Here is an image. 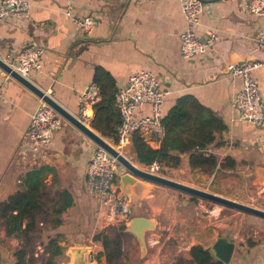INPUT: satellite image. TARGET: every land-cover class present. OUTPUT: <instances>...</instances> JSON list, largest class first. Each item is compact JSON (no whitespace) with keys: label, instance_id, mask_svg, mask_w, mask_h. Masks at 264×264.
I'll return each mask as SVG.
<instances>
[{"label":"crops","instance_id":"crops-1","mask_svg":"<svg viewBox=\"0 0 264 264\" xmlns=\"http://www.w3.org/2000/svg\"><path fill=\"white\" fill-rule=\"evenodd\" d=\"M29 3L28 12L22 17L0 23L1 59L8 61L27 45L40 46L42 67L29 80L74 116L78 114V95L102 71L114 79L116 87L124 85L135 72H152L166 92L162 113L178 96H194L224 121L227 127L224 144H210L207 150L218 156L212 172L190 169L184 157L170 178L264 210V119L257 126L238 119L232 98L240 82L224 72L230 62H261L253 77L264 104V51L257 43L264 36V12H251L245 0L203 4L196 35L203 38L213 30L218 39L205 54L185 59L180 54L185 18L176 0H29ZM68 6L73 16L96 17V27L89 34H82L65 14ZM40 100L0 69V202L22 186L23 172L42 164L50 166L53 171L45 182L52 183V192L59 187L72 192L73 206L78 210L73 222L81 226L79 218L84 223L88 218V231L77 232L72 246L89 247L91 258L103 249L93 235L113 218L90 189L96 201L88 215L74 193L81 182L87 185L85 165L96 144L63 118L47 148L34 154L26 152L20 147L21 138ZM150 113V104L144 103L135 108L134 118ZM147 143L159 147V141ZM226 156H230L232 166L224 167ZM125 172L118 170L116 185L120 191L119 177ZM145 184L149 189L139 197L134 214L154 218L157 228L145 233L146 251L144 256L140 255L139 264H165L169 259L165 248L168 242L173 244L174 252L185 253L196 244L208 249L219 236L234 243L228 264H264V219L239 211L242 213L239 228H234L236 222L222 214L224 206L209 201L213 206L206 207L204 203L208 200L176 190L172 194L166 186ZM6 241L11 250L19 247L17 239H6L0 220V264H13ZM90 258L87 264H106L103 257L99 263Z\"/></svg>","mask_w":264,"mask_h":264},{"label":"trees","instance_id":"trees-1","mask_svg":"<svg viewBox=\"0 0 264 264\" xmlns=\"http://www.w3.org/2000/svg\"><path fill=\"white\" fill-rule=\"evenodd\" d=\"M94 82L100 88V100L93 105L91 128L101 136L117 143V129L121 123L115 107L117 87L114 79L105 72L96 74ZM163 135L159 147H151L138 132L130 134L129 145L136 163L149 167L156 163L158 172L176 170L185 157L190 169L212 172L218 164V156L207 153L210 144H224L226 125L214 111L202 105L189 94L178 96L171 107L162 113ZM230 156L225 157L224 167L232 166ZM53 171L46 164L26 170L21 175L22 186L0 202V220L5 227L6 239H17L19 247L12 250L13 264H55L54 258L65 251L60 244L64 233L59 232L62 218L74 205L72 192L59 187L52 192V183L45 179ZM125 223L109 225L93 235L100 241L102 251L92 254L97 263L103 257L106 264H123L128 256L124 252ZM52 231L55 234H52ZM41 249V251H39ZM175 264H224L216 260L209 249L196 244L184 253Z\"/></svg>","mask_w":264,"mask_h":264},{"label":"built area","instance_id":"built-area-1","mask_svg":"<svg viewBox=\"0 0 264 264\" xmlns=\"http://www.w3.org/2000/svg\"><path fill=\"white\" fill-rule=\"evenodd\" d=\"M150 1V0H147ZM185 18V28L180 33V54L189 59L205 54L213 48L218 39L216 31L210 30L203 38L196 35L195 29L199 24V16L203 9L200 0H176ZM248 10L254 13L264 12V0H245ZM29 0H0V23L10 18H20L28 12ZM70 6L65 14L78 27L82 34H89L97 25L94 16L76 17L70 12ZM258 45L264 51V36L257 39ZM42 48L35 44L22 47L13 58L4 60L15 72L29 79L33 72L42 67ZM262 63L244 60L227 63L224 72L227 76L240 82L239 88L233 95L232 105L238 111V119L259 125L264 119V104L257 83L253 77L254 70ZM166 92L160 88L156 76L146 70L131 74L127 82L117 87L115 107L121 123L117 129V143L112 145L119 152L129 145L130 134L138 131L148 141H160L163 135L161 125L162 110ZM100 88L94 81L89 82L80 92L77 99L78 118L91 129L90 120L93 116V105L100 100ZM144 103L150 104L149 116L134 118V110ZM63 117L50 105L40 100L31 114L29 124L23 132L20 147L37 153L47 148L54 133L60 129ZM33 153V154H34ZM150 170L158 171V165L152 164ZM124 168L109 155L102 147L95 146L90 160L85 165L84 175L88 188L96 195L102 206L109 209L111 216L119 214L125 217L128 206L125 201L117 198L119 187L116 185L118 170Z\"/></svg>","mask_w":264,"mask_h":264},{"label":"water","instance_id":"water-1","mask_svg":"<svg viewBox=\"0 0 264 264\" xmlns=\"http://www.w3.org/2000/svg\"><path fill=\"white\" fill-rule=\"evenodd\" d=\"M203 4L215 2L218 0H200ZM0 69L10 77L18 81L43 102L54 108L65 120L87 136L97 146L102 147L109 155L114 157L118 163L127 171L119 177L120 188L123 191L121 201H125L127 196L130 199V192L133 191L135 197L132 198V204L129 206V221L125 224L124 232L132 234L139 243L140 255L144 256L146 251L145 233L155 228V220L145 216H137L134 214V207L139 201V197L145 193L149 186L145 182L166 186L173 190L195 196L197 198L211 201L215 204L232 208L246 214L254 215L264 219V210L237 202L235 200L219 196L217 194L186 185L162 175L143 170L136 166L130 159L126 158L121 152L115 149L100 134L84 125L76 116L70 114L62 108L57 102L51 99L42 90L38 89L29 79L24 78L15 72L3 59L0 58ZM89 247L87 246H70L68 252L70 254V264H87L89 261ZM212 256L224 264H228L233 250L234 243L227 237L219 236L214 243L208 248Z\"/></svg>","mask_w":264,"mask_h":264},{"label":"rangeland","instance_id":"rangeland-1","mask_svg":"<svg viewBox=\"0 0 264 264\" xmlns=\"http://www.w3.org/2000/svg\"><path fill=\"white\" fill-rule=\"evenodd\" d=\"M96 133H98V132H96ZM103 138L106 141H108L111 145H115V143H113L110 138H106V137H103ZM126 147H125L126 149L122 150V152H121L126 158L130 159L139 168L153 172L150 170V167L141 166L138 163H136L133 156H132L130 146H126ZM175 172H176V170H170V171H167L166 173H163V174L158 172V171H155L153 173H156V174H159V175H162L164 177L171 179L170 177L174 176ZM186 185H188V184H186ZM192 187H195V186H192ZM195 188H197V187H195ZM76 189H78V190L76 191ZM169 191L172 194L176 193V191L172 190V189H169ZM74 193H75V197L77 198V200H79L80 202H82L84 204V211L88 215V213H89L88 211L94 207V204L96 201L95 198L93 197V194L90 193V190L87 187V185L85 183L82 184V182H81V184H78V186L75 188ZM122 195H123L122 189H121V191L118 190L117 191V198L121 199ZM129 196H130V199L127 196V198L125 200V202L128 206V213H129V206L132 204V198L135 197L134 192L131 191ZM240 203H242V202H240ZM204 204L206 205V207L213 206V203H211L209 201H205ZM128 213L125 217H123L121 214H119L117 218L113 217L111 220H109V225L114 224L116 226H119V224H121L122 222L127 224L129 221V218H130ZM222 214L231 217L233 223L236 222L234 228H239V221H240L241 216H242L241 212L235 211L233 209H229L227 207H223ZM77 216H78V210H77V208H75L73 206V208L69 209L67 211V214H65V216L62 218L65 226L63 224V226L60 229V232L64 233V235H65L64 246L66 249L61 256L54 258L55 264H70V254L68 252V248L70 246H72V243L76 242L74 240L75 235L77 234V232L88 231L87 230L89 228L88 218H86V223L82 222V220L79 218V221H80L79 223L81 224V226H78V223L73 222V220H76L75 217H77ZM163 217H164V215H162L161 218L163 219ZM161 218L159 221H162ZM243 218H248V217H243ZM71 219H72V221H71ZM119 219H120V221H118ZM155 226H156V223H155ZM156 228L149 230V231H146V232L154 231ZM52 234H55V232L52 231ZM123 241H124V252H125V255L128 256L127 262H125L123 264H139V262H140V248H139V243L136 240V238L132 234L128 233V235L123 238ZM5 247L9 251V253H11L10 251L13 250V248H12V250L10 249L8 241H6ZM165 248L167 251L166 256L169 258L165 261V264H175L176 262H179L180 259L184 258V253L173 251V244L171 242H168L166 244ZM39 251H41V249H39ZM37 264H42V261L38 262Z\"/></svg>","mask_w":264,"mask_h":264}]
</instances>
